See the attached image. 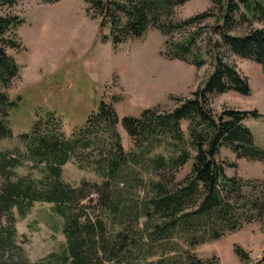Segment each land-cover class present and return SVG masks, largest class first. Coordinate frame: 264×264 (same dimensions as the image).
Returning a JSON list of instances; mask_svg holds the SVG:
<instances>
[{
	"label": "trees",
	"instance_id": "trees-1",
	"mask_svg": "<svg viewBox=\"0 0 264 264\" xmlns=\"http://www.w3.org/2000/svg\"><path fill=\"white\" fill-rule=\"evenodd\" d=\"M84 1L90 16L109 27L104 41L121 43L155 28L165 36L168 58L198 66L204 62L203 23L210 20V33L217 36L201 40L264 69V26L257 25L264 23V0H208L207 10L182 19L174 17V10L188 0ZM20 21L17 15L0 14V141L12 136L10 111L20 99L8 93L18 64L7 52V47H22L14 32ZM213 62L203 85L189 97H176L171 109L150 107L139 116L122 117L128 150L116 128L113 103L105 99L69 135L61 117L48 110L18 135L20 146L0 149V264H212L189 247L239 229L250 207H264L260 196L244 199V180L228 175L231 163L217 157L225 145L238 157L264 161V147L244 123L258 115L256 110L210 107L215 92H250L234 65L219 57ZM68 161L100 180L82 179L78 185L64 180ZM25 162L28 172L19 174L16 168ZM188 162L187 173L178 178ZM35 201L50 203L61 216L65 248L30 261L17 239L15 211L22 217ZM236 252L245 264L244 250L236 246Z\"/></svg>",
	"mask_w": 264,
	"mask_h": 264
},
{
	"label": "rangeland",
	"instance_id": "rangeland-1",
	"mask_svg": "<svg viewBox=\"0 0 264 264\" xmlns=\"http://www.w3.org/2000/svg\"><path fill=\"white\" fill-rule=\"evenodd\" d=\"M13 3L4 5L0 1V14H13L21 19L14 32L22 47H7L18 64V74L8 93L11 98L19 95L20 99L10 111L12 136L0 141V149L20 146L18 135L30 129L36 115L48 110L61 117L62 130L69 135L97 107L100 99H105L113 103L119 118L116 128L124 149L128 150L131 142L121 123L122 117L139 116L150 107L171 109L178 101L176 97H189L203 85L217 57L237 68L247 79L250 92L234 89L215 92L210 96V107L216 112L223 108L256 110L258 115L246 117L244 123L256 143L264 147V69L253 59L201 40L209 35L212 39L217 36L210 33V20L203 23L200 48L204 62L197 66L168 58L163 53L165 36L155 28L121 43L104 41L102 35L109 32V27H101L99 17L90 16L84 0H14ZM210 6L208 0H188L175 7L174 17L186 18ZM185 125L183 122L182 128ZM217 157L231 163L225 168L228 175L244 180L241 189L244 199L260 196L264 205V161L238 157L225 145L220 147ZM189 165L188 162L178 170V178L187 173ZM16 171L28 172L27 162ZM62 178L73 185L82 179L100 180L92 171L80 169L72 161L63 165ZM15 215L17 239L30 261L65 248L63 220L50 203L35 201L24 216H18L16 211ZM247 218L239 229L225 231L189 249L212 264H242L236 252V246H240L246 253L245 264H264V207L260 211L250 207Z\"/></svg>",
	"mask_w": 264,
	"mask_h": 264
}]
</instances>
